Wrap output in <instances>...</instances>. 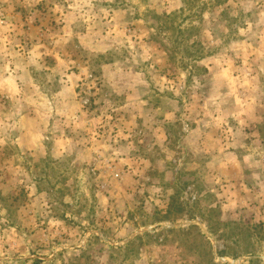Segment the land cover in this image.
<instances>
[{
	"label": "rangeland",
	"instance_id": "374dc122",
	"mask_svg": "<svg viewBox=\"0 0 264 264\" xmlns=\"http://www.w3.org/2000/svg\"><path fill=\"white\" fill-rule=\"evenodd\" d=\"M181 9L207 71L152 37ZM249 252L264 261V0H0V264Z\"/></svg>",
	"mask_w": 264,
	"mask_h": 264
},
{
	"label": "trees",
	"instance_id": "16d2710c",
	"mask_svg": "<svg viewBox=\"0 0 264 264\" xmlns=\"http://www.w3.org/2000/svg\"><path fill=\"white\" fill-rule=\"evenodd\" d=\"M190 9V8H189ZM185 9H181L179 12H173L170 14H162V15H156V20L152 24V30H154L152 37L154 39H157L161 42V45L164 47V52H167V55H176L180 56V60L178 61L179 67L182 70H187L190 72V74H196L195 72H200L202 70L207 71L205 67H202L199 65V62L203 61L206 58V54L202 52L201 48L198 47L199 43L198 41H192L190 42V38L195 34V31H198L199 29L195 27H191V23L182 26L181 23L176 22V19L179 17V14H184ZM187 19H191L192 15L189 14L185 16ZM209 54V53H207ZM174 207V203H171L168 214L172 212V209ZM193 219L192 217H190ZM208 231L215 235L218 231L219 224L216 222L212 224V220H209L207 222ZM195 227L196 226H191ZM191 229V228H190ZM167 233H174V232H189L188 230H177V229H168L165 230ZM144 235H150V233H144ZM161 234L158 233L157 236H160ZM201 237L205 239L206 242L209 243V239L205 234H201ZM143 236H138L137 239H142ZM130 245H134V239L128 242ZM210 244V243H209ZM225 252H222L221 254H224ZM253 252H249L248 255L251 256L244 264H264V261L260 259L259 257H253ZM209 264H220L216 262V259L211 254L210 263Z\"/></svg>",
	"mask_w": 264,
	"mask_h": 264
}]
</instances>
